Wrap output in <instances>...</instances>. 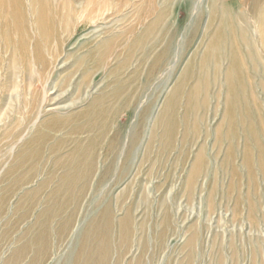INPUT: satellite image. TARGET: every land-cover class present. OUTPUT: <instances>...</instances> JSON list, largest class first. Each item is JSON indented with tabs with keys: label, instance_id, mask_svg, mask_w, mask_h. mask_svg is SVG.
Returning a JSON list of instances; mask_svg holds the SVG:
<instances>
[{
	"label": "rangeland",
	"instance_id": "1",
	"mask_svg": "<svg viewBox=\"0 0 264 264\" xmlns=\"http://www.w3.org/2000/svg\"><path fill=\"white\" fill-rule=\"evenodd\" d=\"M55 4L61 17L72 13L71 33L45 55L49 68L31 62L26 73L0 45V264H264V173L241 110L226 99L227 63L216 75L215 56L202 62L225 10L252 22L255 4ZM105 40L100 60L92 51ZM207 79V94H196ZM93 84L100 113L85 116ZM194 97L196 110L207 102L197 113ZM52 103L57 116L45 113ZM225 104L240 139L233 151L217 139L231 131ZM58 116L68 118L53 123Z\"/></svg>",
	"mask_w": 264,
	"mask_h": 264
},
{
	"label": "bare ground",
	"instance_id": "2",
	"mask_svg": "<svg viewBox=\"0 0 264 264\" xmlns=\"http://www.w3.org/2000/svg\"><path fill=\"white\" fill-rule=\"evenodd\" d=\"M55 1L56 0H0V45L5 52L7 51L11 54V60L13 59V61H20L23 65H25L24 67L26 73L30 72L29 67L27 66H29L31 62L35 63V65L37 64L40 68H45V66H48L49 68V64L45 65L47 61V60L45 61V55L46 54L54 55V52L62 51L66 43V41L63 39L64 37H66V35H69L71 33L69 32L70 30L69 26L72 21L71 20L72 13H67L66 11H64L63 14L67 13V15L66 16L62 15L61 17L59 12V7H57ZM248 2H253L255 4L254 12H253L254 13L253 21L250 22L249 19H246L247 22H245L243 20V16L239 17L238 19V17L235 16L230 10L226 9L225 12L222 14L223 16L222 21L215 30V33L211 36L209 45L207 46L206 55L203 58L202 62L204 64L205 58L208 56H215L216 75L220 74L221 63L222 62L227 63V66L223 69L225 70L224 89L226 92V99L229 101H233L234 104L237 105V107L241 110L238 111V113L242 115L243 123L245 122L246 124H248L246 136L251 141L252 145L254 146V149L257 152L258 155L257 163L261 166L262 168L261 170L264 173V145L259 140L260 135L264 136V123L258 121L256 118L258 117L261 120H264V7H259L260 6V4L258 5V3H260L259 0L258 1L248 0ZM61 11L63 10L61 9ZM240 22H243L244 23L243 25L245 26L243 27L242 24L240 25ZM99 35L96 36V38L98 37L99 39ZM70 39L71 38H69L68 40ZM111 40L102 41L101 43L98 44V46H96L95 51L94 50L92 51L93 53L95 52L96 55L99 54L100 60L102 58L101 56L102 52L110 46ZM53 48L55 49L54 51ZM169 50H170V44H168L165 47L163 51V55L166 56ZM89 55L90 53L87 54V57ZM58 56H56L55 58H58ZM84 58L85 57H81L77 61L78 64H80L84 60ZM55 63L56 61L54 62V64ZM65 66L66 65L64 63L60 67V69H63ZM258 68L260 69V72L257 71ZM74 74H72V76L69 77L72 78V81L75 79V76L73 77ZM83 78L84 77L81 76L80 80L76 79L77 81H74L75 82L74 86L76 90H80L81 88L80 81L83 80ZM254 79H257L259 83L256 84V82H254ZM208 82L209 81L207 79L202 84V86H198V87L194 86L193 89H197L196 94L199 91L201 95H206L208 89H210ZM257 89H260L262 93L260 94V96H258V99L256 97L259 94L256 93ZM45 93L44 96H46ZM84 95L88 99L92 98L93 102L89 104V106L85 111L83 110L84 111L83 114L85 116L98 115L100 113L99 107L101 103L100 101L101 99H99L101 97L99 87H95L94 84L90 85L86 89ZM189 101H190V105L191 104L193 105L192 110L194 111V113H197L199 108H205L207 104L206 100H202L201 105L198 106L196 110L195 105L193 104L196 101L195 97L193 101L191 99H189ZM25 104L27 103L25 102ZM34 104H35V100H34ZM54 104L52 103L50 105H47V107L46 105H43L46 107L45 113L47 116H52V115L57 116V114L60 113L62 108L57 107ZM226 106L227 105L225 104L224 107ZM230 111H231L230 107L227 106V108L224 111V114L225 117L228 118V125L231 131L224 135L222 134L219 135L218 133L217 139L218 140L221 139L225 140V138L229 139L230 143L232 144L229 147L231 148V151H233L235 149V140L237 138L238 140L240 139L233 130L234 126L237 125L235 123L236 117L234 111L233 112ZM69 117H71V115ZM67 118L68 117L65 116L64 118L60 116L55 117L53 123L55 124L63 123L64 121L67 120ZM244 153L246 158V165L252 171L250 167L253 158L251 150H248V148H246L244 149ZM200 159L202 161L203 159L202 156L200 157ZM196 173L197 171L195 168L193 174L196 175ZM28 253L29 252L26 253V257Z\"/></svg>",
	"mask_w": 264,
	"mask_h": 264
}]
</instances>
